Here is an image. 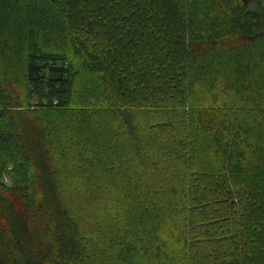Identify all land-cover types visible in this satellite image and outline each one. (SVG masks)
I'll return each instance as SVG.
<instances>
[{"label": "trees", "instance_id": "trees-1", "mask_svg": "<svg viewBox=\"0 0 264 264\" xmlns=\"http://www.w3.org/2000/svg\"><path fill=\"white\" fill-rule=\"evenodd\" d=\"M0 264H264V0H0Z\"/></svg>", "mask_w": 264, "mask_h": 264}, {"label": "water", "instance_id": "water-1", "mask_svg": "<svg viewBox=\"0 0 264 264\" xmlns=\"http://www.w3.org/2000/svg\"><path fill=\"white\" fill-rule=\"evenodd\" d=\"M246 4H250L252 2H254L255 0H243Z\"/></svg>", "mask_w": 264, "mask_h": 264}]
</instances>
